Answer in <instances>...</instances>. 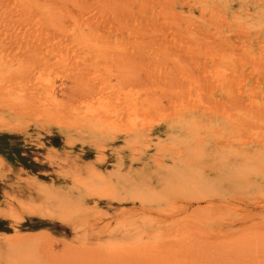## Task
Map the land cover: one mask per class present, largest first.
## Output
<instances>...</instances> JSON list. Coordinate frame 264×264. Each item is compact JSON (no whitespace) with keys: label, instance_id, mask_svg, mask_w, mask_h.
Wrapping results in <instances>:
<instances>
[{"label":"rangeland","instance_id":"rangeland-1","mask_svg":"<svg viewBox=\"0 0 264 264\" xmlns=\"http://www.w3.org/2000/svg\"><path fill=\"white\" fill-rule=\"evenodd\" d=\"M0 264H264V0H0Z\"/></svg>","mask_w":264,"mask_h":264},{"label":"bare ground","instance_id":"bare-ground-1","mask_svg":"<svg viewBox=\"0 0 264 264\" xmlns=\"http://www.w3.org/2000/svg\"><path fill=\"white\" fill-rule=\"evenodd\" d=\"M149 101H151V100H149ZM59 104H61V106H62V103L61 102H59V103H57L56 105H57V107H54V109H55V113L58 111L59 113H60V111H59ZM52 107V108H53Z\"/></svg>","mask_w":264,"mask_h":264}]
</instances>
